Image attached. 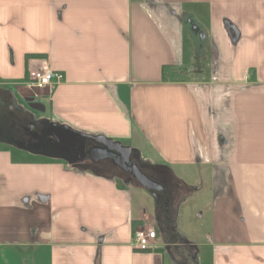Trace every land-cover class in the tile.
<instances>
[{
    "label": "crops",
    "instance_id": "obj_1",
    "mask_svg": "<svg viewBox=\"0 0 264 264\" xmlns=\"http://www.w3.org/2000/svg\"><path fill=\"white\" fill-rule=\"evenodd\" d=\"M44 67L63 81L33 88ZM107 141L164 187L153 218L146 188L74 158ZM202 193L193 243L179 208ZM142 229L154 251L136 248ZM205 250L264 264V0H0V264H202Z\"/></svg>",
    "mask_w": 264,
    "mask_h": 264
},
{
    "label": "rangeland",
    "instance_id": "obj_2",
    "mask_svg": "<svg viewBox=\"0 0 264 264\" xmlns=\"http://www.w3.org/2000/svg\"><path fill=\"white\" fill-rule=\"evenodd\" d=\"M211 66V65H210ZM206 68V69H205ZM202 71L206 72L203 73L205 78L208 80L212 79L214 81L215 73H210L207 69L208 66H205ZM188 75V74H187ZM203 75L200 77L202 78ZM187 77V76H186ZM195 78H198V75L195 76ZM36 117L39 119H42L44 117H47L44 113H38L33 112ZM142 158V157H141ZM208 175H206L207 177ZM213 176V175H212ZM130 182H133L131 178L129 177ZM145 193V208L148 210V215L153 218L155 215V205L157 204V195L155 193L149 192L146 189H143ZM214 190H212V200L214 199ZM200 200V203L196 204L195 200L193 198L187 200L185 203H182L179 208V218H178V228L181 227L183 229V232L187 234V240L190 242H204L205 241V234L208 233L209 224L208 218L204 217L203 219H199L197 212H195V209L198 206H206L207 205V197L202 194H200V197H198ZM136 203V202H135ZM159 198H158V204H159ZM156 231V230H155ZM203 262L202 264H210V258H211V250H205L203 252Z\"/></svg>",
    "mask_w": 264,
    "mask_h": 264
},
{
    "label": "water",
    "instance_id": "obj_3",
    "mask_svg": "<svg viewBox=\"0 0 264 264\" xmlns=\"http://www.w3.org/2000/svg\"><path fill=\"white\" fill-rule=\"evenodd\" d=\"M29 106L35 111H44V109L39 108V105L35 103L34 99L29 101ZM104 145L105 147H93L92 149H90L87 153V157L81 160L80 163L99 162L100 160L106 158H112L115 164L122 170L132 173L134 179L142 187L154 193L164 190V187L161 184L150 179L145 173L140 170V168L136 164L133 165L131 163V148L123 147L112 141H107L104 143Z\"/></svg>",
    "mask_w": 264,
    "mask_h": 264
},
{
    "label": "built area",
    "instance_id": "obj_4",
    "mask_svg": "<svg viewBox=\"0 0 264 264\" xmlns=\"http://www.w3.org/2000/svg\"><path fill=\"white\" fill-rule=\"evenodd\" d=\"M29 79L32 82L33 88H46L61 83L64 77L62 74L44 67L31 70L29 72ZM156 238L157 232L155 230L142 229L136 232L134 244L140 250L154 251Z\"/></svg>",
    "mask_w": 264,
    "mask_h": 264
},
{
    "label": "flooded vegetation",
    "instance_id": "obj_5",
    "mask_svg": "<svg viewBox=\"0 0 264 264\" xmlns=\"http://www.w3.org/2000/svg\"><path fill=\"white\" fill-rule=\"evenodd\" d=\"M105 145H102L101 147H104ZM87 157V155L84 157V158H86ZM83 158V159H84ZM82 159V160H83ZM131 163L133 164V165H137L138 166V164L136 163V158L133 156V154L131 155ZM103 162H109V163H111V164H114L123 174L125 173L128 177H130L131 178V180H135L134 179V176H133V174L132 173H130V172H126V171H124V170H122L119 166H117L116 164H115V162H114V160L112 159V158H106V159H103V160H100L99 162H95V163H99V164H103ZM139 167V166H138ZM140 168V167H139ZM140 170L143 172V173H145L141 168H140ZM150 179H152L151 178V175H148L147 173H145ZM152 180H154V179H152ZM136 181V180H135ZM155 181V180H154ZM137 182V181H136ZM155 182H157V181H155ZM158 183V182H157ZM165 184H166V182H165ZM156 193V195L160 198V193L159 192H155ZM166 193V192H165Z\"/></svg>",
    "mask_w": 264,
    "mask_h": 264
},
{
    "label": "trees",
    "instance_id": "obj_6",
    "mask_svg": "<svg viewBox=\"0 0 264 264\" xmlns=\"http://www.w3.org/2000/svg\"><path fill=\"white\" fill-rule=\"evenodd\" d=\"M60 148L62 149H67V146H64V145H60L59 146ZM91 146L88 147V149H91L90 148ZM87 155V151H84L81 149L77 150V155L74 157L76 160H82L85 156Z\"/></svg>",
    "mask_w": 264,
    "mask_h": 264
}]
</instances>
